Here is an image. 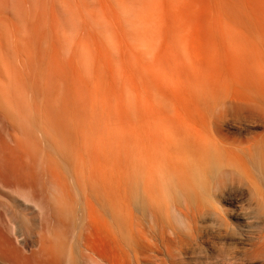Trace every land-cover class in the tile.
Masks as SVG:
<instances>
[{"label":"rangeland","instance_id":"374dc122","mask_svg":"<svg viewBox=\"0 0 264 264\" xmlns=\"http://www.w3.org/2000/svg\"><path fill=\"white\" fill-rule=\"evenodd\" d=\"M156 2L163 11L146 27L118 0H0V177L38 185L39 162L34 159V167L31 157L68 145L50 127L75 120L80 105L88 112L108 99L139 104V121L127 125L138 144L155 127L180 146L190 133L231 152L264 148V0ZM30 130L34 140L25 135ZM44 131L51 132L49 141ZM171 151L180 159L198 157L197 151ZM115 157L108 164L112 181L121 172ZM233 166L223 180L243 184L217 204L228 216L200 223L198 229L209 230L203 240L192 220H184V241L166 264H264V200L251 201L241 163ZM109 201L110 216H139L134 191L113 190ZM30 209L32 231L50 238L42 232L43 216ZM4 213L0 209V230L9 233ZM219 234L222 241L212 239ZM30 251L36 243L27 256Z\"/></svg>","mask_w":264,"mask_h":264},{"label":"bare ground","instance_id":"6f19581e","mask_svg":"<svg viewBox=\"0 0 264 264\" xmlns=\"http://www.w3.org/2000/svg\"><path fill=\"white\" fill-rule=\"evenodd\" d=\"M156 1L118 3L126 14L134 11V23L149 27L163 11ZM86 108L78 107L75 120L50 127L59 130L69 146L65 144L55 155L31 157L34 167L33 160L39 162L38 185L0 177V209L12 229L9 233L0 230V264H166L167 259L173 260L175 244L184 241V220H192L196 237L203 240L209 230L198 229L200 223L228 216L217 204L235 193V184H243L223 180L234 174V162L242 165L251 201L264 200L255 176L257 173L264 181L262 146L253 151L233 144L235 151L231 152L226 145L190 133L183 134L180 146L175 138L160 136L155 127L144 131L138 144L127 125L139 121V104L134 107L123 98L117 103L108 99L102 109L91 105L86 112ZM25 135L34 140L32 130ZM42 135L45 141L53 137L48 131ZM172 148L197 151L198 157L180 159ZM111 156H116L121 171L113 181L108 166ZM190 173L197 174L191 177ZM122 189L139 195V216H110L109 195ZM47 201L53 204L46 205ZM30 206L43 216L42 232L48 231L50 238L32 231L25 213ZM221 238L219 234L212 239ZM35 243L36 251L27 256Z\"/></svg>","mask_w":264,"mask_h":264}]
</instances>
